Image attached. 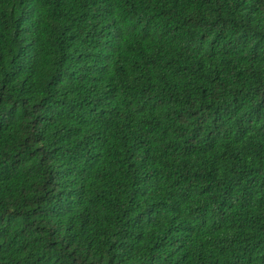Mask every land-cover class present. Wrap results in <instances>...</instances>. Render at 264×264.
I'll list each match as a JSON object with an SVG mask.
<instances>
[{
    "label": "trees",
    "instance_id": "16d2710c",
    "mask_svg": "<svg viewBox=\"0 0 264 264\" xmlns=\"http://www.w3.org/2000/svg\"><path fill=\"white\" fill-rule=\"evenodd\" d=\"M0 264H264V0H0Z\"/></svg>",
    "mask_w": 264,
    "mask_h": 264
}]
</instances>
